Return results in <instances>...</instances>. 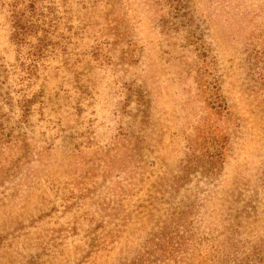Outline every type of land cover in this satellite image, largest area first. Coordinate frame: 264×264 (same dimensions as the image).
I'll use <instances>...</instances> for the list:
<instances>
[{
	"label": "rangeland",
	"instance_id": "obj_1",
	"mask_svg": "<svg viewBox=\"0 0 264 264\" xmlns=\"http://www.w3.org/2000/svg\"><path fill=\"white\" fill-rule=\"evenodd\" d=\"M50 1L59 46L15 85L0 0V264H264V0ZM126 86L147 122L103 156Z\"/></svg>",
	"mask_w": 264,
	"mask_h": 264
},
{
	"label": "trees",
	"instance_id": "obj_2",
	"mask_svg": "<svg viewBox=\"0 0 264 264\" xmlns=\"http://www.w3.org/2000/svg\"><path fill=\"white\" fill-rule=\"evenodd\" d=\"M103 1V0H93ZM181 0H153V4H161L168 9H171L173 14L176 15L179 12ZM4 5L7 12V21L10 27L9 39L13 42L16 47L17 57L15 63L12 65L11 72H13L15 78V85H20L25 77L34 73L37 69V62L41 60L47 52L55 50L59 46V37L55 34L56 29V12L55 6L50 0H4ZM107 19V18H105ZM116 22V18L105 20L103 24L105 27H109L111 23ZM102 28L100 31L103 32ZM63 50V48H60ZM94 49V47L92 48ZM201 92L205 89V86L199 85ZM77 90L79 88L77 87ZM16 91V90H15ZM81 95V91H78ZM211 93V92H210ZM79 97V98H78ZM76 100L82 99L78 96ZM215 97H218L215 95ZM79 101V100H78ZM76 102L75 108H78L80 104ZM20 108V117H24L29 110L30 101L24 95H21L17 99ZM133 104V106H130ZM211 101V106L216 116L221 115L220 105L214 104ZM116 107L113 113L118 116L119 119L124 115H127L131 120H126L125 124L122 125L120 121L117 122L116 128L108 133L104 141V146L97 147L99 152H103L101 155H107L110 150H119L122 147L126 153L125 156H133L134 151L137 149L139 137L133 132L132 125H136L139 128L141 125L147 122L148 106L144 99L143 93L139 87L130 88L126 86L124 96L121 100L117 101ZM131 137V141H130ZM211 137V136H210ZM196 140V138H195ZM16 141V140H13ZM189 146L194 148H201L200 154L188 155L186 170H194L197 167H201V173H208L213 169L218 158L221 157L220 152L217 148V136L210 138L208 142L202 138L201 142L193 144L192 140L189 139ZM192 142V143H191ZM131 145L128 147L127 145ZM132 145L134 147H132ZM94 151V150H93ZM2 154V152H0ZM107 157L108 162H114L115 157ZM186 173V171H185ZM183 173V176H185ZM182 178V176H181ZM153 242V238H150ZM164 245L163 241L158 243ZM160 249V247H158Z\"/></svg>",
	"mask_w": 264,
	"mask_h": 264
}]
</instances>
